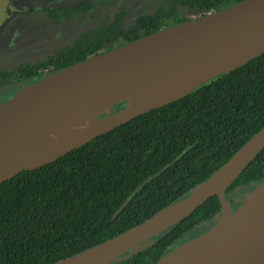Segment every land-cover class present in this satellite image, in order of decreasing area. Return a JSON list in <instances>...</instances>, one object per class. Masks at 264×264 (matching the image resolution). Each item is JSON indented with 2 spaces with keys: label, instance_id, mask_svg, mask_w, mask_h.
Segmentation results:
<instances>
[{
  "label": "trees",
  "instance_id": "trees-1",
  "mask_svg": "<svg viewBox=\"0 0 264 264\" xmlns=\"http://www.w3.org/2000/svg\"><path fill=\"white\" fill-rule=\"evenodd\" d=\"M125 0L44 62L0 67V94L17 96L70 66L244 0ZM96 3L46 9L62 21ZM195 14L187 19L184 14ZM49 70L45 75L42 71ZM127 103L117 106L122 109ZM264 129V54L176 102L153 110L34 171L0 185V264H60L97 248L184 200ZM264 182V149L227 190L237 210ZM241 200V201H240ZM218 197L112 264H158L209 231Z\"/></svg>",
  "mask_w": 264,
  "mask_h": 264
},
{
  "label": "water",
  "instance_id": "water-1",
  "mask_svg": "<svg viewBox=\"0 0 264 264\" xmlns=\"http://www.w3.org/2000/svg\"><path fill=\"white\" fill-rule=\"evenodd\" d=\"M263 54L264 0H244L119 46L26 86L10 101L0 104V185L22 172L50 165L138 117L185 98ZM81 90L100 93L115 107L99 114L91 125L72 122L62 105L69 96L82 98ZM178 90L187 92L173 100L151 103L158 94ZM136 96L140 99L133 104L131 98ZM121 103L127 104L118 110ZM72 129L89 140L69 146L67 135ZM263 149L264 129L184 200L137 228L60 264L120 261L147 247L153 237L180 223L213 197H218L222 205L216 224L169 255L189 246L177 264H264V182L245 196L237 210L226 196ZM172 209L173 218L161 226L154 225L160 215Z\"/></svg>",
  "mask_w": 264,
  "mask_h": 264
},
{
  "label": "rangeland",
  "instance_id": "rangeland-1",
  "mask_svg": "<svg viewBox=\"0 0 264 264\" xmlns=\"http://www.w3.org/2000/svg\"><path fill=\"white\" fill-rule=\"evenodd\" d=\"M80 1L95 2L90 13L68 21L52 19L45 8L70 7ZM155 3L160 0H153ZM125 0H0V67L14 72L27 59L45 60L49 52L57 53L80 34L102 27ZM187 19L195 14L185 13ZM41 54V57L38 56ZM14 96L8 94L9 100ZM4 98L0 96V102ZM245 200V199H244ZM241 201V200H240Z\"/></svg>",
  "mask_w": 264,
  "mask_h": 264
},
{
  "label": "bare ground",
  "instance_id": "bare-ground-1",
  "mask_svg": "<svg viewBox=\"0 0 264 264\" xmlns=\"http://www.w3.org/2000/svg\"><path fill=\"white\" fill-rule=\"evenodd\" d=\"M186 92L187 91L178 90L173 91L171 94H158V96L153 99L151 103H163L165 101L173 100L181 95H184ZM80 93L82 94V98L69 96L62 105L64 106L66 116L72 122L91 125L99 114L109 111L115 107V104L112 101H107L100 93H96L92 90H81ZM131 99L133 104H136L140 98L136 96L132 97ZM88 140L89 137L75 129H72L67 135V142L71 147L79 146ZM174 214L175 209L166 211L156 219L154 225H163L166 220L173 218ZM188 247L189 246L182 247L178 251L172 253L168 257L164 258L160 264H177L179 260L186 254ZM99 263L100 261H94L89 264Z\"/></svg>",
  "mask_w": 264,
  "mask_h": 264
},
{
  "label": "flooded vegetation",
  "instance_id": "flooded-vegetation-1",
  "mask_svg": "<svg viewBox=\"0 0 264 264\" xmlns=\"http://www.w3.org/2000/svg\"><path fill=\"white\" fill-rule=\"evenodd\" d=\"M80 2H87V1H80ZM80 2H78V3H80ZM88 3H95V2H88ZM74 5H75V4H74ZM72 6H73V5H72ZM70 7H71V6H70ZM96 7H97V5H96ZM120 7H121V6H120ZM59 8H62V7H59ZM46 9H49V8H45V9L43 10V12H46ZM50 9H51V8H50ZM46 13H47V12H46ZM114 13H115V12H114ZM47 14H48V13H47ZM113 15H114V14H113ZM113 15H112V16H113ZM48 16H49V15H48ZM112 16H111V17H112ZM49 17H50V16H49ZM111 17H110V19H111ZM50 18H51V17H50ZM73 18H77V17H73ZM73 18H71V19H73ZM52 19H53V18H52ZM71 19H70V20H71ZM60 20H61V19H60ZM66 21H68V20H66ZM65 48H66V47H65ZM55 54H56V53L49 52V53H48V56H47V58H46L45 60H37V59H36L35 62H41V63H42V62L46 61L48 58L52 57V56L55 55ZM38 56L41 57V54L38 55ZM33 60H34V57L32 58V60L27 59V62L22 63V64H19V65L17 66V68L20 67V66L23 65V64H29V62H30V61H33ZM49 71H50V69H49V70L47 69V70H45V71H42V73H45V75H47V74L49 73ZM26 86H29V85H25V87H26ZM0 96L3 97L1 94H0ZM4 100H5V99H4Z\"/></svg>",
  "mask_w": 264,
  "mask_h": 264
}]
</instances>
